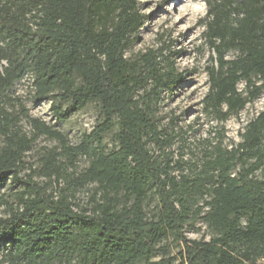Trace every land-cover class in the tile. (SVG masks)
Here are the masks:
<instances>
[{"label": "trees", "instance_id": "1", "mask_svg": "<svg viewBox=\"0 0 264 264\" xmlns=\"http://www.w3.org/2000/svg\"><path fill=\"white\" fill-rule=\"evenodd\" d=\"M204 1L210 55L200 105L215 124L193 137L181 115L164 122L160 113L186 79L176 65L182 50L127 54L150 19L138 0H0L3 261L264 264V108L239 140L225 125L264 94V0ZM26 80L28 100H50L57 122L95 103L93 129L70 144L56 124L30 115L16 94ZM41 135L58 146L37 170L25 158ZM79 157L88 165L78 172ZM198 221L210 239L187 235Z\"/></svg>", "mask_w": 264, "mask_h": 264}, {"label": "rangeland", "instance_id": "2", "mask_svg": "<svg viewBox=\"0 0 264 264\" xmlns=\"http://www.w3.org/2000/svg\"><path fill=\"white\" fill-rule=\"evenodd\" d=\"M141 11L149 14L150 19L140 31L139 40L128 51V56H136L139 53L146 52L149 49H157L165 55H169L171 50L180 49L181 54L176 58V65L179 70L186 72V79L180 87L174 92L172 97L165 96L162 102L160 113L164 115V122H167L172 111L181 115L180 124H193L192 136L207 135L209 128L214 121H210L201 111L200 101L208 90V77L206 65L208 64L210 51L203 44L201 38L202 26L199 20L206 13V4L204 0H138ZM29 81L19 83L16 87V94L21 96L29 108L30 115L38 117L49 124H56L69 139L70 144H77L81 141L85 133H89L96 123L98 107L95 103H90L84 108L72 112L67 119L57 122L52 111L51 101L44 100L33 105L28 100ZM244 83H239V88H243ZM264 108V94L252 104H248L242 110L238 117H232L226 122V129L229 137L239 140V130L244 126L246 121L257 114ZM22 130L29 133L31 125L26 118L20 122ZM110 141V137H107ZM58 141L45 135H41L35 141L33 148L26 154L27 163L39 169L42 157L50 149H56ZM77 171L83 170L88 165L85 157H79L77 161ZM29 167V166H28ZM70 165L65 172H71ZM28 171V168H27ZM264 176V174H263ZM35 180L45 184L48 179L40 174L35 175ZM65 180H60L64 185ZM58 182H53L48 186L49 190H56ZM84 188L78 192V199L81 204L85 205L91 191ZM6 211L0 209V216L6 215ZM190 238L210 239L213 235L203 222L195 223L194 228L187 230ZM176 244H174V247ZM0 264H10L3 261L0 248Z\"/></svg>", "mask_w": 264, "mask_h": 264}]
</instances>
